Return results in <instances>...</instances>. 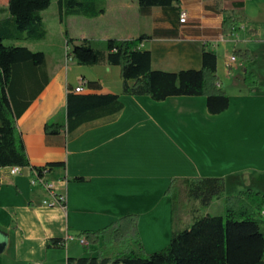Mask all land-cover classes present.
<instances>
[{"label":"crops","instance_id":"crops-1","mask_svg":"<svg viewBox=\"0 0 264 264\" xmlns=\"http://www.w3.org/2000/svg\"><path fill=\"white\" fill-rule=\"evenodd\" d=\"M236 3L241 6L236 7ZM263 7L264 0H181L179 6L165 11L152 8L148 15H141L136 0H103L102 14L77 16L84 29L87 22L94 24L89 33L72 39H87L94 46L106 39L129 40L144 35L139 48L151 53L154 70L198 69L201 47L213 51L217 58L215 74L229 105L224 112L211 115L203 96L154 101L148 96L122 94L120 70H114L118 66L105 62L95 66L76 64L80 73L73 84L60 58L48 63L45 57L48 83L16 120V127L30 167L63 163L43 179L54 194L64 195L65 202L43 204L49 199L48 192L30 177L29 167L17 174H11L9 167L1 168L0 243L5 242V246L0 264H68V258L84 257L115 259L122 246L99 243L85 249L78 235L101 230L131 214L137 217L143 251H160L168 245L174 227L166 190L175 178H223L225 195L251 189L264 197V91L243 82L247 69L264 84L260 77L264 67L254 69L256 58L252 54L262 43L257 32L248 33L257 28L248 29L247 25L257 20ZM155 12L157 18L153 16L150 25H143V17H152ZM180 12L187 14L182 24ZM223 12L240 18L226 37L221 33ZM111 15L119 25L108 20ZM104 24L110 27L107 31ZM233 34L236 36L232 40ZM225 44L232 45V53H227ZM237 50H248L252 61L245 64L234 55L236 61L230 63V56ZM95 69L100 73L88 74ZM80 78L84 81L80 94L118 95L122 109L112 117L67 130V88L74 89ZM87 81L98 82L100 88H88ZM49 121L64 127L56 135H46L43 128ZM213 205L221 215L222 199L212 201L207 208ZM189 224L182 219L180 228ZM67 237L72 240L65 248L46 247L50 239Z\"/></svg>","mask_w":264,"mask_h":264},{"label":"trees","instance_id":"trees-1","mask_svg":"<svg viewBox=\"0 0 264 264\" xmlns=\"http://www.w3.org/2000/svg\"><path fill=\"white\" fill-rule=\"evenodd\" d=\"M139 13L148 15L152 8L165 11L179 6L181 0H136ZM103 0H56L57 17L63 23L67 16L96 17L104 12ZM52 0H7L0 8V169L29 167L35 180L63 163L53 162L41 167H30L25 147L16 127V120L48 83L45 54L31 51L26 46L4 44L5 40H42L45 30L42 12ZM240 7V3L235 4ZM222 35L232 33L240 18L223 12ZM67 33V32H66ZM26 35L23 37V35ZM145 39H106L94 46L87 39H68L69 55L77 65L95 66L102 62L118 66L122 81V94L148 96L162 101L172 96H203L207 112L216 115L229 105L226 92L220 88L216 76V54L201 47L200 67L178 71L154 70L151 53L139 48ZM245 64L252 61L248 50L233 51ZM83 79V78H81ZM243 82L247 87L264 91L255 74L244 70ZM88 88L99 89L95 81H87ZM71 86L66 94V128L112 117L120 112L122 104L114 94H76ZM63 124L49 121L44 124L46 135H56ZM166 194L171 199L172 226L175 227L179 200L188 202L190 224L172 227L168 245L157 252L143 251L137 232L136 215H125L98 231H85L78 235L90 246L116 243L123 251L115 259L96 257L68 258V264H264V197L251 189L235 195H225V179L216 177L180 178L170 182ZM222 199L223 215L199 214L212 201ZM66 239H50L46 247H62Z\"/></svg>","mask_w":264,"mask_h":264},{"label":"rangeland","instance_id":"rangeland-1","mask_svg":"<svg viewBox=\"0 0 264 264\" xmlns=\"http://www.w3.org/2000/svg\"><path fill=\"white\" fill-rule=\"evenodd\" d=\"M55 3H56V0H52V3L50 4V6L46 10L43 11V15H42L43 23H44L45 30L47 32L44 39L42 40H17V41L5 40L4 44L7 45V44L17 43L18 45H28L29 47H31L32 49L36 51L43 52L45 54V57L48 63L57 61V59L60 58V61H61L60 63L62 67L65 69V72L67 74L69 81H71V83L74 84L76 82V77L80 73V71L76 69L77 65L75 61H73L71 56L69 55L70 45L67 46V40L69 38L72 39V37H80L84 35V32L89 33L90 32L89 29H92L91 24H94V23L87 22L88 26L84 29L82 25V21L81 19H79L80 17L70 16L66 20H64L65 22L63 24H60L57 21V9H56ZM6 4H7V0H0V8H4ZM101 6H103V2ZM153 16L157 18V12L152 14V17H148V16L143 17L144 19L141 20L143 25H146V24L150 25ZM108 20H111L112 24L113 22L114 24L116 23L114 21L115 18L113 15L109 16ZM101 25L102 26L100 25L97 26V28L100 29V27H103V24ZM116 25H119V23H116ZM247 25H248V29L257 28V31L255 32L249 31L248 33L257 32V34H259L257 37L260 38V42L262 43L258 48L253 49V52H252V54L256 58L254 69L258 71V68H262V66L264 67V7H263L262 12L258 14L257 20L251 21V22L248 21ZM105 28L106 29L104 30L107 31L110 27L105 25ZM24 36L26 35L24 34L23 37ZM223 36L226 37L227 35H223ZM235 36L236 35L233 34V36H231V39L233 40ZM237 48L240 49L241 46H237ZM232 50H233L232 45L230 44L226 45V51L228 54L232 53ZM114 70H117L118 72L119 69L116 68ZM99 73L100 71L95 69V70L89 71L88 74L97 75ZM240 73H241V70L238 69L237 75H239ZM260 77L261 79H263L262 81H264V72H260ZM177 207L178 209L176 212V220H175L176 225L175 226L177 229H181L180 222L182 219L186 223L190 222V219H189L190 217L187 214L188 202L182 197L179 200V205ZM204 213H209L210 215H213V216L219 215L218 208L216 205H213L210 208L201 209L199 212V214L201 215H203Z\"/></svg>","mask_w":264,"mask_h":264},{"label":"built area","instance_id":"built-area-1","mask_svg":"<svg viewBox=\"0 0 264 264\" xmlns=\"http://www.w3.org/2000/svg\"><path fill=\"white\" fill-rule=\"evenodd\" d=\"M186 18H187V14L186 12H180L179 14V23H185L186 22ZM236 61V57L232 54L229 58V62L232 63V62H235ZM83 86H84V81L83 79H79L78 80V85L72 90L74 93L76 94H80L83 92ZM10 168V173L11 174H17L20 172V169L21 168H18V167H9ZM43 174L45 176L46 174V171H43ZM34 175H35V182H38L40 184H42L45 189L47 190L48 192V196H49V199L48 200H44L42 203L45 204V205H49V206H52V205H63L64 202H65V197L64 195H57V194H54L52 192V186L48 183H45L44 182V176L41 177V178H38L37 175H36V172L34 171ZM261 216L264 217V210L261 211ZM72 240L71 237H67L66 238V241H70ZM78 242L82 245L86 244V241L83 239V238H78ZM264 261V259H263ZM29 264H42L41 262H31Z\"/></svg>","mask_w":264,"mask_h":264},{"label":"water","instance_id":"water-1","mask_svg":"<svg viewBox=\"0 0 264 264\" xmlns=\"http://www.w3.org/2000/svg\"><path fill=\"white\" fill-rule=\"evenodd\" d=\"M4 246H5V242L0 243V252L3 250Z\"/></svg>","mask_w":264,"mask_h":264}]
</instances>
